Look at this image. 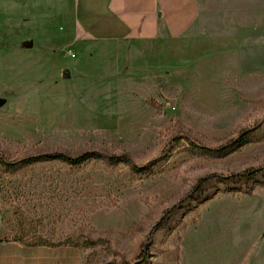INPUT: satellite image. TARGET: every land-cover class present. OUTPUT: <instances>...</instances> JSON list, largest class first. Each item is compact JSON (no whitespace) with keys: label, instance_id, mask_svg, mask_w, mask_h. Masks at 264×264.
I'll list each match as a JSON object with an SVG mask.
<instances>
[{"label":"rangeland","instance_id":"obj_1","mask_svg":"<svg viewBox=\"0 0 264 264\" xmlns=\"http://www.w3.org/2000/svg\"><path fill=\"white\" fill-rule=\"evenodd\" d=\"M51 3L0 0V98L8 101L0 108V157L97 150L128 155L137 166L162 172L141 177L102 161L4 171L0 239L70 243L80 249L82 264H117L134 260L152 235L149 264H264L261 187L226 194L213 186L201 197L204 203L191 201L179 212L174 231L170 223L153 232L199 179L264 166V126L254 143L224 158L172 142L183 132L214 148L264 121V0H203L216 34L190 57L175 53L174 64L184 61L185 67L171 70L152 89L125 83L116 91L92 84L100 76L90 70L62 79L64 69L74 70L84 58L66 56L73 49L60 44L57 15L51 9L30 27L23 18L29 7L37 14ZM43 22L57 25L48 30L38 26ZM31 40L34 48L24 49ZM149 99L159 106H150Z\"/></svg>","mask_w":264,"mask_h":264},{"label":"crops","instance_id":"obj_2","mask_svg":"<svg viewBox=\"0 0 264 264\" xmlns=\"http://www.w3.org/2000/svg\"><path fill=\"white\" fill-rule=\"evenodd\" d=\"M45 1L53 3L37 14L32 7L23 13L26 25L33 26L35 17L47 18L52 9L63 27L62 48L73 49V60L84 58L71 75L80 69L93 71L100 78L92 84L100 90H121L125 83L136 84L137 90L146 84L152 89L171 70L185 67L184 61L174 64L175 53L190 57L188 53L199 49L203 39L216 34L203 0H65L60 10L62 0ZM56 25L38 26L52 30ZM0 264H82V260L76 246L0 239Z\"/></svg>","mask_w":264,"mask_h":264},{"label":"trees","instance_id":"obj_3","mask_svg":"<svg viewBox=\"0 0 264 264\" xmlns=\"http://www.w3.org/2000/svg\"><path fill=\"white\" fill-rule=\"evenodd\" d=\"M147 103L154 108L159 106L153 99H149ZM263 126L264 121L254 127L243 129L236 137L230 138L220 146L214 148L196 143L190 133H177L173 136L172 142L174 143V148L184 147V149L189 152H198L208 158H224L235 151L254 143L257 133L262 130ZM181 128L182 127H180V129ZM54 161H59L71 168H80L91 161H102L111 167L124 165L130 168L133 173L139 174L141 177L148 178L156 176L162 172V170L156 172L153 170L155 168H152L151 165L144 167L137 166L133 161V158L125 154H107L102 151L87 150L75 156H70L63 152L44 151L36 155L27 156L25 158L16 159L13 161H7L0 157V174L4 171L8 173H16L19 170L27 167ZM218 185L222 187L223 192L226 194L234 192H244L248 194L257 187L264 188V166L253 167L241 173L231 174L228 176L211 174L199 179L193 189L180 200L178 205L169 208L163 213L153 232L161 227H167L170 223L172 224L169 231H174V229L179 224L176 222V217L179 212L183 208L190 206L191 201L195 200L198 203H204L206 200L201 199V197L204 196L209 191V189H212L211 187ZM151 237L152 235H149L147 239L141 244L139 248L140 253L134 260H123L117 264H149V256L146 253V248L148 247ZM16 240L25 242L22 238H18ZM35 243L38 244L43 242L37 241L32 242L31 244ZM63 245L71 244L66 243ZM72 246L78 247L77 245Z\"/></svg>","mask_w":264,"mask_h":264},{"label":"water","instance_id":"obj_4","mask_svg":"<svg viewBox=\"0 0 264 264\" xmlns=\"http://www.w3.org/2000/svg\"><path fill=\"white\" fill-rule=\"evenodd\" d=\"M22 46L24 49L32 50L34 48L35 44L33 41H26L23 43ZM71 78H72L71 71L69 69H64L62 71V79L63 80H71ZM7 103H8L7 99L0 98V108H3L4 106H6ZM0 212H1V210H0Z\"/></svg>","mask_w":264,"mask_h":264},{"label":"built area","instance_id":"obj_5","mask_svg":"<svg viewBox=\"0 0 264 264\" xmlns=\"http://www.w3.org/2000/svg\"><path fill=\"white\" fill-rule=\"evenodd\" d=\"M68 55L71 56L72 58H75L76 57L75 53H73L72 51H69L68 52Z\"/></svg>","mask_w":264,"mask_h":264}]
</instances>
